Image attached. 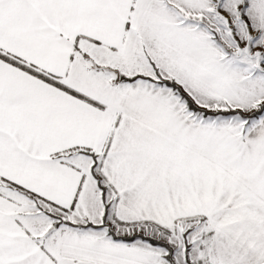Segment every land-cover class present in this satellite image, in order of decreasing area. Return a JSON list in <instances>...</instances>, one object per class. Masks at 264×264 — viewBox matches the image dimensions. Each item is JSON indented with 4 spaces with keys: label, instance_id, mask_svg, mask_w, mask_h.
<instances>
[{
    "label": "snow or ice",
    "instance_id": "1",
    "mask_svg": "<svg viewBox=\"0 0 264 264\" xmlns=\"http://www.w3.org/2000/svg\"><path fill=\"white\" fill-rule=\"evenodd\" d=\"M0 264H264V0H0Z\"/></svg>",
    "mask_w": 264,
    "mask_h": 264
}]
</instances>
